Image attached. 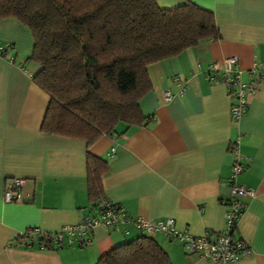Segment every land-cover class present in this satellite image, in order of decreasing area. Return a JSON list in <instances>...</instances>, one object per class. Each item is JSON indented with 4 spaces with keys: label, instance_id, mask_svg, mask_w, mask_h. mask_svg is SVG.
<instances>
[{
    "label": "crops",
    "instance_id": "obj_1",
    "mask_svg": "<svg viewBox=\"0 0 264 264\" xmlns=\"http://www.w3.org/2000/svg\"><path fill=\"white\" fill-rule=\"evenodd\" d=\"M155 1L172 7L185 0ZM191 1L213 12L220 36L149 63L151 87L138 99L149 120L118 125L88 146L40 129L48 96L32 80L37 64L27 59L31 34L13 17L0 19V44L10 45L0 58V264H94L116 244L144 234L136 218H170L178 231L214 237L224 227L234 141L245 166L236 182L252 191L240 197L245 209L232 232L249 252L234 264H264V76L246 95V111L236 121L229 117L226 86L206 77L212 61L235 56L240 80L256 81L250 70L264 62V0ZM87 153L104 162L99 198L122 207L126 220L116 229L94 227L81 246L20 243L18 235L27 230L50 232L93 214ZM11 177L23 178L22 202L2 201L4 181ZM151 237L171 264H210L177 239Z\"/></svg>",
    "mask_w": 264,
    "mask_h": 264
},
{
    "label": "trees",
    "instance_id": "obj_2",
    "mask_svg": "<svg viewBox=\"0 0 264 264\" xmlns=\"http://www.w3.org/2000/svg\"><path fill=\"white\" fill-rule=\"evenodd\" d=\"M7 17L31 34L27 59L37 64L32 80L48 96L40 129L83 139L87 146L113 134L118 124L149 120L138 105L151 87L149 63L220 36L213 12L191 0L172 7L155 0H0V19ZM103 163L86 154L87 192L95 200L90 216L97 215ZM151 236L118 243L94 264H171ZM41 241L59 245L36 239Z\"/></svg>",
    "mask_w": 264,
    "mask_h": 264
},
{
    "label": "built area",
    "instance_id": "obj_3",
    "mask_svg": "<svg viewBox=\"0 0 264 264\" xmlns=\"http://www.w3.org/2000/svg\"><path fill=\"white\" fill-rule=\"evenodd\" d=\"M8 43L0 44V58L6 56ZM11 59V58H9ZM237 59L229 56L221 62L212 61L206 71V77L213 83L222 82L230 97L229 117L232 121L238 120L246 111V95L253 92L254 83L264 76V62L251 68L250 73H255L258 77L256 81L243 82L240 80V72L236 67ZM165 99L170 97L168 91H164ZM231 154L230 174L228 183L230 186L229 198L225 201L226 211L224 214V227L214 237H208L206 233L195 236L186 232L178 231L174 228L172 219L146 220L136 218L134 223L146 234L162 233L170 238L179 240L189 253H197L210 264H234L242 256L249 252L248 245L239 238H234L232 232L236 227L237 221L245 209V203L240 197L252 196V191L236 182L237 175L243 171L245 166L240 160L237 150V141L229 143ZM23 178L11 177L4 181L2 189V201L4 203L22 202L23 195L21 186ZM97 215L85 217L83 221L72 225H64L54 231L46 232L38 229L27 230L18 235L19 242L24 245L34 239L44 237L49 239L52 244H76L78 246L87 244L89 232L97 226L105 229L113 228L119 222L126 220L122 207L112 200L101 197L96 205ZM43 241L39 243L40 248L44 247Z\"/></svg>",
    "mask_w": 264,
    "mask_h": 264
},
{
    "label": "rangeland",
    "instance_id": "obj_4",
    "mask_svg": "<svg viewBox=\"0 0 264 264\" xmlns=\"http://www.w3.org/2000/svg\"><path fill=\"white\" fill-rule=\"evenodd\" d=\"M118 125H121V124H118Z\"/></svg>",
    "mask_w": 264,
    "mask_h": 264
}]
</instances>
